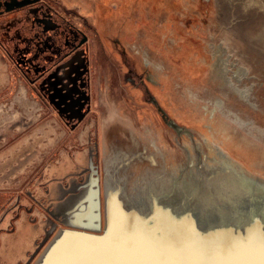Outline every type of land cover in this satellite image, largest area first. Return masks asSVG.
Returning <instances> with one entry per match:
<instances>
[{"label":"rangeland","instance_id":"rangeland-1","mask_svg":"<svg viewBox=\"0 0 264 264\" xmlns=\"http://www.w3.org/2000/svg\"><path fill=\"white\" fill-rule=\"evenodd\" d=\"M249 4V0H0V56L14 68L16 89L24 85L38 104L34 118L60 126L43 164H59L64 150L70 157L78 151L87 159L95 142L103 177V124H112L119 116L141 140L156 141L169 163L188 165V154L198 149L206 156L208 137L264 176V8ZM215 38L235 44L232 53L251 71L238 82L253 91V105L236 94L225 95L223 84L212 81L210 43ZM146 51L162 63L160 73L145 63ZM149 94L179 130L147 102ZM210 96L225 98L226 106L254 127H243L219 109H205ZM136 97L140 102L128 113L115 100ZM26 132L20 130L16 137ZM76 166L69 165L68 172ZM27 184L13 192L24 193ZM58 224L51 229L50 223L49 234L34 244L31 256L23 252L22 264L34 263L64 225Z\"/></svg>","mask_w":264,"mask_h":264},{"label":"bare ground","instance_id":"bare-ground-1","mask_svg":"<svg viewBox=\"0 0 264 264\" xmlns=\"http://www.w3.org/2000/svg\"><path fill=\"white\" fill-rule=\"evenodd\" d=\"M249 1L251 3L249 5L253 4L264 8V0ZM221 39L217 40L215 38V40L210 43V49L213 54V61L211 60L212 62L210 64L212 68V81H220L223 84V89H221L225 95L236 94L248 104L253 105L255 102L251 93L253 91H250L249 86L241 87L238 82L241 81L239 79L247 78L251 71L249 72L248 68L244 67L238 61L235 56L236 54L234 55L232 53L235 44L231 46L233 43L229 45V42H225L223 38ZM244 50H246V48ZM144 57L146 64H150L158 73L161 72L163 66L161 62H155L147 51ZM214 84L216 85V83ZM209 98V102L215 105L213 106L215 108H210L211 104L209 103L203 105L205 109H219L226 115L232 116L233 119L243 125V127H247L248 129L254 127L252 126V121L243 119V115L240 116L239 112H235L233 111L234 109L232 110V108L226 106L225 98L222 96H210ZM194 100L197 102L199 101L197 99ZM103 129L105 131V148L103 155V180H101V182H103L102 190L104 191L101 197V219L102 224L107 225L109 230L103 238H98L97 236L88 238L85 234H67L57 245L52 247L50 257L43 264H66L70 259H99L100 257L89 252H84L80 254V256L72 257L69 255L68 249L73 241H80L84 245L94 249L107 247L122 233H126L129 227L133 229L137 227L141 229L146 228L149 219L148 215L152 214L153 218L158 217L159 219L162 216V212L157 208L158 205L156 201L160 200V202H162L166 193H168L166 190L170 189L172 175L178 174V166L175 163H170L169 165V161L163 158L165 152H161L156 141L144 142L141 140V138L135 134V131H132L127 125L126 121L119 116L112 124L105 122L103 124ZM207 140H211V147H219L223 152H218L219 149H215L217 150L215 151L213 148L210 150L212 156L208 158V162L206 163V180L213 186L216 185L215 187H217V189L218 186H222V189H227L228 186L225 185L227 178L230 173H235V171L230 168L232 166L226 161L227 157H225V155L229 154L236 159H240L239 155H233L223 143L206 137V142H208ZM210 142H208V144H210ZM256 147H258L257 144ZM196 151L197 150H193V153H190L191 158H194V160L196 159ZM242 159L244 161L246 160L241 157L240 160L243 161ZM84 161H86V155L83 153H75V159L74 157H70V155L64 154L59 164H50L47 177H60L61 174L63 175L64 172L68 171L67 168L69 165H75L76 162L83 164ZM166 169H168L167 172L165 171ZM191 172L193 178L199 174V172L194 169ZM90 187L91 184L88 183L85 187H82L83 191L81 193L76 196H71L68 199H63V189L54 186V193L51 194V196L56 199V215L59 218H63L75 224L79 223L86 226L96 225L99 219H97V212L93 203L94 194L90 190ZM71 188L72 187H69L68 190ZM132 211L135 217H132ZM162 220L165 222L167 219L166 217H162ZM30 243L31 240L29 238L21 241L17 250L13 248L15 251H11L10 249L2 251V254H4L1 259L3 264H16V259H19V257L23 255L22 248L30 245Z\"/></svg>","mask_w":264,"mask_h":264},{"label":"water","instance_id":"water-1","mask_svg":"<svg viewBox=\"0 0 264 264\" xmlns=\"http://www.w3.org/2000/svg\"><path fill=\"white\" fill-rule=\"evenodd\" d=\"M175 126L179 128L178 125ZM207 141L210 142L211 140ZM204 142L203 152H206V156L203 157L202 152L198 149L195 160L191 158L190 153L188 154V165L176 164L178 174L172 175L170 189L166 190L168 193L162 202L156 201L162 216L160 219L158 217L156 219L153 218L152 214L148 215L147 226L143 230L155 235L163 229L170 234H195L197 237L204 236L215 240L230 236L239 242L249 229H256L258 232L264 225V176L251 171L240 159L226 154V161L230 163L232 166L230 168L235 173L229 174L225 184L228 186L227 189H222V186H218L217 189L216 185L213 186L206 180L205 171L208 158L212 156L210 150L212 148L214 150L219 149V147H211V142L208 144L206 139ZM160 150L164 151L161 148ZM219 151L223 152L221 149ZM88 154V158L83 164L76 162L75 169L64 172L60 177H52L49 186H51L50 190L53 194V187L61 181V188L64 191L63 199H68L81 193L82 187H85L86 184H91L90 190L94 194L93 203L99 222L96 225L86 226L57 218L58 216L55 215L57 220H54L52 228L55 229L59 222H63L64 225L57 229L53 238L33 264L45 263L52 253V247L69 233L85 234L88 238L106 236L109 228L102 224L101 219V197L104 192L101 180L103 177L100 175L96 160L98 151L95 142L89 148ZM193 169L199 172L195 178L191 176ZM169 170L173 171L172 169ZM165 171L167 172L168 169ZM68 173H70V178L66 181L63 180L64 175H68ZM69 187L72 188L68 190ZM52 201L54 202V209H56V199L52 197ZM132 214V217H135L133 211ZM162 217H166L167 220L164 222Z\"/></svg>","mask_w":264,"mask_h":264},{"label":"crops","instance_id":"crops-1","mask_svg":"<svg viewBox=\"0 0 264 264\" xmlns=\"http://www.w3.org/2000/svg\"><path fill=\"white\" fill-rule=\"evenodd\" d=\"M13 69L10 61L0 56V264L2 251L17 250L20 242L29 238L30 245L22 251L31 255L34 244L49 234L50 223L59 218L55 217L49 186L52 177H47L50 163L42 161L54 149L51 144L60 126L50 119L39 122L34 118L39 106L24 85L16 89ZM23 129L27 132L16 137ZM26 182L24 193L13 192ZM59 183L56 185L61 188Z\"/></svg>","mask_w":264,"mask_h":264},{"label":"snow or ice","instance_id":"snow-or-ice-1","mask_svg":"<svg viewBox=\"0 0 264 264\" xmlns=\"http://www.w3.org/2000/svg\"><path fill=\"white\" fill-rule=\"evenodd\" d=\"M68 252L70 256L89 252L101 258L70 259L66 264H264V225L258 232L249 229L239 242L230 236L215 240L163 229L152 235L129 227L107 247L94 249L73 241Z\"/></svg>","mask_w":264,"mask_h":264},{"label":"flooded vegetation","instance_id":"flooded-vegetation-1","mask_svg":"<svg viewBox=\"0 0 264 264\" xmlns=\"http://www.w3.org/2000/svg\"><path fill=\"white\" fill-rule=\"evenodd\" d=\"M1 10V9H0ZM147 89V91H149V89L148 88H146ZM116 101H120V103H121V106H123V110L124 111H127V113L128 112H130V110H131V108H134V106L135 105H138L139 104V100H137V97L135 98V99H133V100H131V99H128V98H117V99H115ZM147 102L148 103H152V104H154V106L158 109V111L160 112V114L162 115V117H163V119L166 121V122H168V123H170V125H172V128L173 129H176V130H179V128H176V124L174 123V121H172V120H170L169 119V116H168V114H166V111L163 109V107H161L160 105H159V102H158V100H156V98L154 97V96H152V95H150L149 94V96H147ZM132 102V103H131ZM146 102V103H147ZM140 110H141V108H140ZM82 133H80V135H81ZM84 134V133H83ZM51 229H53V228H51ZM38 243V242H37ZM37 250V249H36ZM36 250H35V252H36ZM32 254H33V252H32ZM31 254V255H32ZM24 255V254H23ZM30 255V256H31ZM22 257V256H21ZM20 257V258H21ZM19 261V259H16V261H15V263L16 264H22V263H24L23 261L22 262H20Z\"/></svg>","mask_w":264,"mask_h":264}]
</instances>
